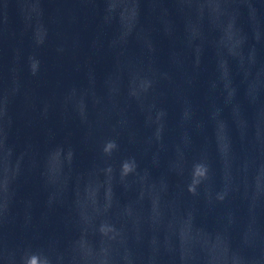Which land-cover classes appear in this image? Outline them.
I'll list each match as a JSON object with an SVG mask.
<instances>
[{
    "label": "water",
    "instance_id": "1",
    "mask_svg": "<svg viewBox=\"0 0 264 264\" xmlns=\"http://www.w3.org/2000/svg\"><path fill=\"white\" fill-rule=\"evenodd\" d=\"M0 264H264V0H0Z\"/></svg>",
    "mask_w": 264,
    "mask_h": 264
}]
</instances>
